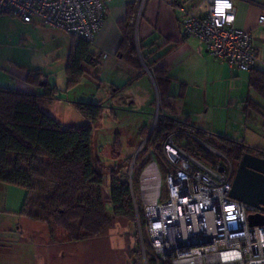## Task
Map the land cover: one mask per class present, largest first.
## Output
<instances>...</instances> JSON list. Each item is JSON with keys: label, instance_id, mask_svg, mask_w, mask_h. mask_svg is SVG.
Instances as JSON below:
<instances>
[{"label": "built area", "instance_id": "obj_1", "mask_svg": "<svg viewBox=\"0 0 264 264\" xmlns=\"http://www.w3.org/2000/svg\"><path fill=\"white\" fill-rule=\"evenodd\" d=\"M206 1L202 15L177 6L182 33L202 42L214 59L230 68L249 72L264 67L251 32L234 25L232 0ZM1 14L92 43L104 23L105 6L102 0H0ZM263 23L264 12L257 18V24ZM158 115L159 103L155 121ZM197 145L203 154L195 150ZM150 157L139 174L143 222L136 215L139 259L134 264H264V225L247 221L248 214L262 212L229 196L237 164L182 128L168 132L162 141L163 177L151 152ZM162 179L167 186L163 199Z\"/></svg>", "mask_w": 264, "mask_h": 264}, {"label": "trees", "instance_id": "obj_2", "mask_svg": "<svg viewBox=\"0 0 264 264\" xmlns=\"http://www.w3.org/2000/svg\"><path fill=\"white\" fill-rule=\"evenodd\" d=\"M137 14L138 0H135L127 5L125 18L118 24L121 41L116 55L139 69L140 48L135 40ZM71 39L65 64L66 89L81 81L84 74L82 63L97 64L89 42ZM28 74L32 77L30 71ZM39 74L32 77V84L39 83ZM153 77L159 100L168 106L165 101L169 97V79L165 71L157 68ZM249 85L264 102V73L257 68L250 70ZM56 91L55 86L50 88L46 82L41 95L0 86V182L24 190L19 214L31 220L52 223L66 234L68 241H90L116 218L124 219L136 228V215L142 223L143 211L137 206L135 212L126 171L121 168L111 171L109 189L106 190L103 169L94 156L93 123L100 116L102 104L74 102L80 114L91 123L64 127L40 108L41 102L58 99L54 96ZM246 107L262 117L264 126V105L249 98ZM160 112L159 103V115L151 131L146 128L140 131V138L145 141L133 162L132 181L150 163V152L154 159L157 155L162 161V141L172 130L186 129L201 141L214 143L206 131ZM218 140L220 144L215 148L235 164L247 151L264 157V151L241 141L227 137H218ZM195 150L204 153L200 145ZM131 157L126 158L127 164ZM133 258L132 264L139 259L135 249Z\"/></svg>", "mask_w": 264, "mask_h": 264}, {"label": "rangeland", "instance_id": "obj_3", "mask_svg": "<svg viewBox=\"0 0 264 264\" xmlns=\"http://www.w3.org/2000/svg\"><path fill=\"white\" fill-rule=\"evenodd\" d=\"M8 17L16 19L7 14L0 15V69L7 68L10 62L23 64L32 73V77L41 73L45 79L55 83L58 99L45 104L44 108L64 127L91 123L80 114L74 102L101 103L102 111L93 123L92 145L95 159L103 169L105 189H109L111 171L119 168L126 171L129 182L135 153L143 142L140 131L144 128L150 131L159 103L153 82L144 78L140 82V91L136 87L129 89L135 96L142 97L140 104L128 103L123 93L112 100L106 81H96L98 76H86L75 87L66 89L64 65L70 35L58 29L32 25L43 27L46 32L34 30L25 42L1 20ZM242 94L240 90H233L229 84H224L217 88L214 98L208 99L209 111L206 113L205 107L200 108L192 121L200 123L206 119V127L201 128L208 133L207 137L213 139L214 143L207 141L211 146L218 147V137L228 138L225 135L228 133L238 137L247 146L264 151L263 119L252 108H245ZM250 96L262 102L252 91ZM128 156H132L129 164L125 162ZM155 160L163 177L164 165L157 155ZM132 183L137 206L142 209L139 176H134ZM160 190L163 199L167 192L163 179ZM23 196L22 188L0 182V264H26L32 259H46L50 264L55 261H58L56 264L133 263V252L137 246L136 228L126 220L114 219L99 236L90 241L63 242L60 241L63 232L52 223L27 219L18 214Z\"/></svg>", "mask_w": 264, "mask_h": 264}, {"label": "crops", "instance_id": "obj_4", "mask_svg": "<svg viewBox=\"0 0 264 264\" xmlns=\"http://www.w3.org/2000/svg\"><path fill=\"white\" fill-rule=\"evenodd\" d=\"M102 1L105 6L104 23L89 47L90 51L96 55L97 64L82 63L81 67L84 71L82 79L86 76H98L99 80L96 78V81L100 83L103 80L106 81L105 85L110 90L112 100H116L120 97L119 94L123 93L128 103L140 104L142 97L135 96L129 89L136 87L140 91L141 81L144 78H149L153 82L158 96V88L153 73L157 68H162L169 79V97L165 101L168 106H165L158 96L161 114L179 121H187L200 129L206 127V119L200 123H195L192 119L198 115L197 111L200 108L205 107L206 113L209 111L208 99L214 98L213 94L217 88L223 87L226 83L231 89H238L240 94L243 93L241 100L245 103V108H247L246 101L249 98L264 105L262 99L250 88L249 72L230 68L225 62L214 59L202 42L182 33L178 21L177 6L182 4L196 14L202 15L208 8L206 0H142V2L138 0L135 40L138 48H140L141 67L139 69L116 55V50L121 41L118 24L125 18L127 5L135 0ZM232 3L234 25L251 32L254 46L259 55L264 56V23L262 25L257 24L258 16L264 12V0H232ZM1 20L9 25L12 32L18 33L25 42L34 30L46 32L43 27H32L33 24L24 23L18 19L8 17ZM71 40L70 38L68 48H70ZM259 70L264 73V67H260ZM28 72L29 70L25 65L10 62L7 64V68L0 69V86L41 95L44 92V82H46L48 87L55 86L58 90L56 84L47 78L45 79L41 73L39 83L32 84V77ZM209 91L211 92L210 95ZM250 91L254 92L262 102L250 96ZM57 95L58 92L56 91L54 96L58 98ZM237 98L239 99V97ZM52 101L40 103L41 110L51 116L52 114L44 106ZM225 135L228 138L233 137V139L230 138L232 140L241 141L238 137L230 136L228 133ZM20 216L25 217L21 214ZM64 240L68 241L66 234L62 233L60 241L64 242ZM29 249L31 250V247ZM57 262L55 261L53 264ZM25 263L50 264V261L32 259Z\"/></svg>", "mask_w": 264, "mask_h": 264}, {"label": "water", "instance_id": "obj_5", "mask_svg": "<svg viewBox=\"0 0 264 264\" xmlns=\"http://www.w3.org/2000/svg\"><path fill=\"white\" fill-rule=\"evenodd\" d=\"M155 123V120H154ZM154 123L151 129L154 126ZM138 147L135 156L138 154ZM134 156V157H135ZM229 196L262 213H250L247 221L250 226L264 225V157L243 152L236 167Z\"/></svg>", "mask_w": 264, "mask_h": 264}, {"label": "flooded vegetation", "instance_id": "obj_6", "mask_svg": "<svg viewBox=\"0 0 264 264\" xmlns=\"http://www.w3.org/2000/svg\"><path fill=\"white\" fill-rule=\"evenodd\" d=\"M247 152H250V151H247ZM250 153H252V152H250ZM256 155H257V153H255Z\"/></svg>", "mask_w": 264, "mask_h": 264}]
</instances>
